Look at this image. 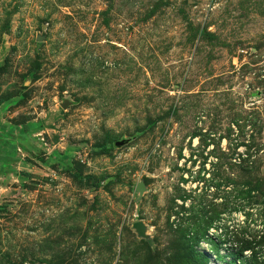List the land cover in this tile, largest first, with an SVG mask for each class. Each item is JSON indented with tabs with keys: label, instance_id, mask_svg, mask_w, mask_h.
<instances>
[{
	"label": "rangeland",
	"instance_id": "374dc122",
	"mask_svg": "<svg viewBox=\"0 0 264 264\" xmlns=\"http://www.w3.org/2000/svg\"><path fill=\"white\" fill-rule=\"evenodd\" d=\"M0 264H264V0H0Z\"/></svg>",
	"mask_w": 264,
	"mask_h": 264
},
{
	"label": "water",
	"instance_id": "95a60500",
	"mask_svg": "<svg viewBox=\"0 0 264 264\" xmlns=\"http://www.w3.org/2000/svg\"><path fill=\"white\" fill-rule=\"evenodd\" d=\"M135 229H136V231H137V233H138L139 236H143V234H144V227L141 224H137L135 226Z\"/></svg>",
	"mask_w": 264,
	"mask_h": 264
}]
</instances>
